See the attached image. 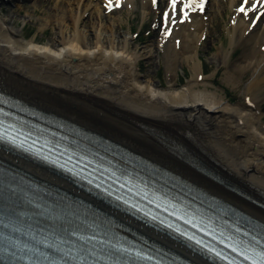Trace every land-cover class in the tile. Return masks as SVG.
<instances>
[{
	"label": "bare ground",
	"instance_id": "1",
	"mask_svg": "<svg viewBox=\"0 0 264 264\" xmlns=\"http://www.w3.org/2000/svg\"><path fill=\"white\" fill-rule=\"evenodd\" d=\"M86 1H61L55 16L73 29L57 30L49 44L21 41L0 7V113L86 154L100 168L177 198L238 239L264 242V0L216 1L208 19L212 0L189 9L185 0L175 8L167 0L154 51L132 50L129 40L117 38L123 23L118 9L133 0H111V8L109 0L103 7ZM141 1L145 19L159 7L156 0ZM225 5L232 11L227 50H217L211 59L216 72L206 75L201 53L220 37ZM105 12L118 19L111 22ZM89 18L96 21L83 33L79 28ZM239 49V59L230 62ZM146 54L149 69L141 76ZM154 58L164 62L165 85L152 77ZM184 64L192 75L180 87ZM220 70L239 95L236 103L214 84ZM1 218L0 264L31 261L36 238L31 243L30 233L53 235L56 242L93 235L89 248L112 258L133 240L163 264H221L10 139L0 140Z\"/></svg>",
	"mask_w": 264,
	"mask_h": 264
},
{
	"label": "rangeland",
	"instance_id": "2",
	"mask_svg": "<svg viewBox=\"0 0 264 264\" xmlns=\"http://www.w3.org/2000/svg\"><path fill=\"white\" fill-rule=\"evenodd\" d=\"M62 0H0V7L5 10L2 14V18L5 21L6 26L12 31L19 34V39L21 41H29L33 38H36L38 42L42 44H49L52 39L55 37L57 30H72L73 28L69 25V23H65L60 21L56 15L57 6H61ZM216 1L221 0H212L210 4V8L206 14L207 19L212 15V9L214 10V3ZM103 0H87L86 4H90L93 6L101 5ZM159 7L153 10V14L149 18H143L142 16V1L141 0H133L126 1L125 5L123 4L118 11L123 15V23L118 28L117 38L119 41L129 40L131 42L132 50L137 51L138 49H146V51H154L156 49V42L158 41L159 36L161 35V30H163L162 23L165 22V12L167 8V0H159ZM223 18L218 21L221 32L218 34L220 37L216 40V42L208 43L204 50L202 51V60L204 62V72L206 75H211L216 72V64L212 63L215 61H211L214 58L217 50H222V46H224V50H227V44L229 42V35L226 30V23L232 17V11L228 8L227 5L223 8ZM74 10L73 12H76ZM83 9H80L82 12ZM211 11V12H210ZM78 12V11H77ZM76 12V13H77ZM112 13V11H111ZM110 13L105 12V15H109ZM160 14V17L159 15ZM119 14L109 15L108 19L113 22L118 19ZM159 17V19H158ZM255 17V15L253 16ZM108 19H103L105 22ZM96 20H92L91 18L86 19L84 25H82L79 29L83 31V33H88L89 28L93 27L94 22ZM159 21V22H157ZM98 22V21H97ZM133 44H135L133 46ZM242 50L239 49L235 54H233L230 58V62H235L239 59ZM160 56L163 53H159ZM156 56V54H155ZM146 55L143 57V61L141 62L142 67H138L137 72L143 76L149 69V62L146 60ZM155 63V70L152 72V77L155 80H159L164 85L166 84V75H165V65L164 62L154 58L152 60ZM157 61V62H156ZM159 64V65H158ZM224 70H220L215 75L214 84L229 96V98L233 102L239 101V95L234 90L233 87L229 86L224 80L223 76ZM192 72L187 66L184 64L182 68L178 70V83L180 87L184 85L189 78H191ZM263 122H264V110H263Z\"/></svg>",
	"mask_w": 264,
	"mask_h": 264
},
{
	"label": "snow or ice",
	"instance_id": "3",
	"mask_svg": "<svg viewBox=\"0 0 264 264\" xmlns=\"http://www.w3.org/2000/svg\"><path fill=\"white\" fill-rule=\"evenodd\" d=\"M197 2V0H192V2H188V0H185V2L183 3V7L185 9H189V8H192L194 6V4ZM245 2V5L248 4V0H244ZM257 3H259V0H256ZM171 3H172V7L175 8L177 6V3H178V0H171ZM113 5L111 3V0H109V7L111 8ZM199 6L201 8H203V3L200 2L199 3ZM241 11H245V7H241ZM184 15H185V18H188V13L187 11L184 12ZM264 15V14H262ZM184 217H181V219H183ZM189 223H191V221H189ZM203 230V229H201ZM177 231H179V229H177ZM185 236L188 235V233H185L184 234ZM82 239H88L86 236L85 237H82ZM192 239L194 240H197V238L195 236L192 237ZM197 243H200L199 240H197ZM230 248L231 247H234L233 244L229 243L228 245ZM25 248H28V245H24ZM120 248H123V245H120L119 246ZM205 247H207V245H205ZM236 247V250L240 252L241 256H246V258L248 260H251L252 261V264H264V250H260L258 252H256L255 250L251 249L250 247L246 248V249H241L239 247V245H235ZM30 251H39L38 249H31ZM84 251H86V249H84ZM132 252H134L136 255L148 260H155L156 258L155 257H151V256H148L146 253H143V252H139L138 250L136 249H132L131 250ZM212 252L216 253L217 250L215 248L212 249ZM219 255V253H217ZM69 256H73V253L72 252H69L68 253ZM79 259H83V256H80L78 257ZM224 260H227L229 259V257L227 256H224L223 257ZM45 260L47 261V264H67V262H63V261H52V260H49L47 257H45ZM34 264H41V261H35ZM233 264H235V262H233Z\"/></svg>",
	"mask_w": 264,
	"mask_h": 264
}]
</instances>
